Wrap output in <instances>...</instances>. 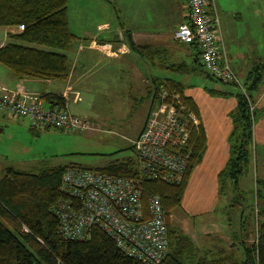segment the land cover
I'll use <instances>...</instances> for the list:
<instances>
[{"label": "trees", "instance_id": "16d2710c", "mask_svg": "<svg viewBox=\"0 0 264 264\" xmlns=\"http://www.w3.org/2000/svg\"><path fill=\"white\" fill-rule=\"evenodd\" d=\"M19 25H24L25 29L9 34L12 41L0 48V64L21 79L67 81L72 69L68 53L80 41V37L70 28L68 0H0V27ZM128 45L133 53L147 59L153 66L156 65V57L167 52L166 49L151 45H138L131 39ZM184 45H188L195 64L199 65L201 53L198 46L195 43ZM163 67L164 70L182 75L189 71L185 64H169L166 58ZM263 79L264 61L246 77L244 85L248 97L241 91L235 93L238 106L231 113L234 125L231 156L219 174L223 192L229 188V180H234V188L239 190V180L251 164L255 109L251 110L250 102L255 100L253 95L259 92ZM152 84L154 105L157 103V91L164 87L181 93L185 102L199 114L194 101L184 95L185 85L182 81L165 76L156 77ZM212 92L219 93L215 90ZM50 102L52 108L55 104L66 108L65 102L58 96ZM190 130V167L183 183L171 185L146 181L143 185L145 212L148 214L149 198L159 195L167 216L170 251L161 264H264L262 191L258 190L256 194V199L262 202L260 209L256 210L261 218L260 223H257V240L252 245L247 242L249 235L240 240L242 259L224 250L215 253L200 251L182 229L171 225V215L181 207L191 174L201 163L207 149V134L199 119L190 126ZM72 167L99 170L114 176L136 177L138 160L134 157L103 168L68 165L43 168L35 174L15 169H8L3 177L0 174V264H144L122 253L115 240L98 227H94L90 237L85 240L66 241L60 237L59 220L53 208L63 197L60 191L62 176ZM24 227L29 231H25Z\"/></svg>", "mask_w": 264, "mask_h": 264}, {"label": "rangeland", "instance_id": "374dc122", "mask_svg": "<svg viewBox=\"0 0 264 264\" xmlns=\"http://www.w3.org/2000/svg\"><path fill=\"white\" fill-rule=\"evenodd\" d=\"M68 8L71 26L75 32L80 35L86 34L87 31L93 35L99 34L98 26L105 24L111 26L109 35L106 34L111 36V33L117 35L119 30H125L127 28L125 25L138 21L140 0L114 2L68 0ZM235 26L236 28H231V32H234L232 37L230 35L231 41H235L233 43L236 48H241L244 50L243 53H247L248 57L253 59L252 65L255 68L256 63H260L258 59H264V6L261 4L259 18L256 19V13L248 12L242 20L235 22ZM221 27L223 29V24ZM8 32H11V27L2 28L1 37L8 38ZM11 41L8 38L6 44ZM166 55L167 52L163 57ZM138 61V56L134 55L124 60H106L98 67L92 68L91 78L101 81L97 87L90 83V89L83 94L84 102L78 106L85 112V115L81 117H87L90 120L91 128L86 131L64 133L55 128L35 130L25 119L10 118V124L0 132V172H3L1 176L8 168L35 174L47 167L83 165L96 168L127 158L133 159L135 157L134 142L145 127L148 119L146 118L145 121V116L150 106L149 100L141 101L136 92L139 80L134 69L144 70L145 66L144 62ZM158 61L159 59L154 63ZM164 73L185 83L190 82L189 86H194L191 89L204 93L206 96L205 88L233 92V95H230L233 97L224 100V106L222 105L218 111L219 117L229 120L226 114L236 107L235 93L240 91L239 88L216 79H207L199 74L185 76L172 73L170 70ZM150 74L160 76L161 71L151 67ZM240 80L245 84V77L240 76ZM261 88L264 91V79ZM148 92L153 99L154 88L150 87ZM258 94L255 93L253 97L256 98ZM45 108L49 109L50 106L45 103ZM203 109L209 124L216 127L218 122L212 118L216 108L211 109L206 106ZM149 113L150 111L148 115ZM140 128L143 129L139 131ZM254 128L256 137L252 147V161L239 180V190H235L234 180H229V188L224 192L218 191L216 177V187H214L211 183V175L215 176L220 164L214 169L206 167V172L197 177L192 186L190 184L182 206L173 211V224L181 225L182 219L188 217L194 232L198 234V230L204 223L207 225L226 223L229 234H238L239 238L249 235L248 243L250 245L255 243L257 223L261 221L256 210L260 209L262 204L260 199H256V194L258 190L264 193V106L255 109ZM212 129L214 128H210ZM138 131L139 134L136 137ZM240 246L234 254L242 259L243 251ZM204 247L205 250L218 251V248H227V245L217 244L213 247L209 243Z\"/></svg>", "mask_w": 264, "mask_h": 264}, {"label": "built area", "instance_id": "2783aa9c", "mask_svg": "<svg viewBox=\"0 0 264 264\" xmlns=\"http://www.w3.org/2000/svg\"><path fill=\"white\" fill-rule=\"evenodd\" d=\"M187 1L188 20L175 31V40L195 43L205 70L248 97L220 37L222 22L215 1ZM11 29V33H19L25 26ZM250 105L254 111L255 104L250 102ZM0 114L27 119L35 130L55 128L76 133L91 128L88 118L74 115L67 108H45L41 98L31 97L23 86L13 90L0 85ZM197 122V114L181 93L161 87L156 106L134 142L138 160L136 177L77 167L63 174L60 185L63 197L53 208L59 220L60 237L66 241L85 240L98 227L115 240L125 255L144 264H161L170 251L167 216L159 195L149 198L148 214L145 212L143 185L146 181L183 183L190 167V126ZM24 230L29 231L26 227Z\"/></svg>", "mask_w": 264, "mask_h": 264}, {"label": "crops", "instance_id": "0c3cea01", "mask_svg": "<svg viewBox=\"0 0 264 264\" xmlns=\"http://www.w3.org/2000/svg\"><path fill=\"white\" fill-rule=\"evenodd\" d=\"M214 1L218 13L222 19L223 29L220 37L224 42L230 64L234 72L239 77L243 76L246 78L248 74L254 70V66L252 65L253 59H250L247 53H243L244 50H242L241 48H236V45L233 43L235 41H231L230 35L232 37V34L234 33L231 32V28H236L235 22H239L240 20H242L243 17H245V13H256V19L259 18L260 7L261 4L264 6V0ZM188 16L189 8L187 0H140V15L138 21H134L128 25H125L127 28H125V30H119V33L117 35H115V33H111V36H106V34L111 31V26L105 24H101L98 26V29L100 30L99 34L93 35L89 31H87L86 34L80 35L78 32H75L71 26L69 13L70 28L74 34L80 37V41H78L68 53L71 60L72 69L67 81L49 82L39 79H21L18 78L8 68L0 64V85L6 86L13 90H16L23 86L26 88L27 93L31 97L41 98V100L44 102V105L45 103H47L50 108L52 107L50 100L53 101V99L58 96L65 102L66 108L70 113L81 117L85 115V112L78 106H81V103L84 102V92L87 89H90V83L95 84V86L97 87V84L101 81L100 79L95 80L91 78V74L93 73L92 68L98 67L101 62H105L106 60H124L128 56L136 55L138 56L139 61L141 60V63L144 62L145 65L143 68L144 70H141L139 68H135L134 70L138 75L139 80L136 92L140 96L141 101L144 102L145 100H149L150 106L145 116L146 121V118H148V112L156 106L152 103V96H150L148 92L149 88L153 87L152 81L156 77L167 76V74L164 73V71H166L163 67L164 58L168 60L169 64H185L189 70L187 74H183L185 76H191V74H199L205 76V78L207 79L215 80L205 70L204 66L202 65L200 56L198 55L199 65H196L194 62V55L192 54V51L188 47V45H184L176 41L174 38L175 31L182 23L188 20ZM1 30L2 27H0V32ZM10 33L8 32V36ZM8 38L1 37L0 34V48L6 45V41H8ZM130 39L138 45H151L155 48L166 49L167 55L166 57L157 56L156 60L159 59V61L158 63H155V66H153L152 63H148L147 59H144L143 57L133 53L130 50L128 45V41ZM258 60L260 63L264 61V59L261 58H259ZM260 63L256 64L258 65ZM151 67L155 70H160L161 75L156 76L154 74H150ZM172 73L178 74L176 72ZM182 82L185 85L184 95L188 98H191L197 105L199 110V114L197 115L198 119L204 126L207 134V149L203 155L201 163L195 167L191 174L187 190L190 184L192 186L194 180L197 177L201 176L203 172H206V167L214 169L216 166H218V164H220V167L215 176L211 175L212 186L216 187V177L217 187L219 191L221 190L219 174L225 169L231 156V136L234 132V125L231 120V112H233L237 108L238 101L236 107L226 114V117L229 118V120L226 118L222 119L218 116V111L222 107V105L224 106V100L232 98L233 96L230 95L233 94L224 95L221 94V92H230L226 90L205 88V92L207 93V96H209L208 98L206 94L195 92V89H191L194 86H189L190 82ZM212 90H215L219 93H214L212 92ZM258 93V96L254 100L255 109L259 106H264V91H262V88ZM210 97H212V99ZM206 106L211 107V109H213L214 107L216 108V112L212 117L218 122V125L216 127H212L207 120L205 110L203 109V107ZM54 107H58L57 104H55ZM10 118H13V116L11 117L10 115L0 114V132L4 131V128L10 124ZM145 121L143 122L142 126H144ZM210 128L214 129L210 130ZM141 129L143 128H140L139 131ZM139 131L137 132L136 137L139 134ZM255 137L256 129L254 128V139ZM1 173L3 172H0V174ZM3 176L4 174L1 177ZM204 177L207 176L204 175ZM201 182L206 183V181L204 180H201ZM173 214L170 218L171 225L173 224ZM181 223V225L173 224L172 226L182 229V231L192 239V241L200 251H210L214 253L217 252L216 250L211 249L205 250L204 246L211 243L213 247L217 244H226L227 248H218V251L224 250L227 253H235L237 247L239 248V246L241 245L240 240L245 237L243 236L239 238L238 234H229V228L227 227L228 225L226 223L220 224L221 226L218 224L207 225V223H204L200 227V230H198V234L194 232V228L189 222L188 217L184 220L182 219ZM248 241L249 239H247V242Z\"/></svg>", "mask_w": 264, "mask_h": 264}]
</instances>
